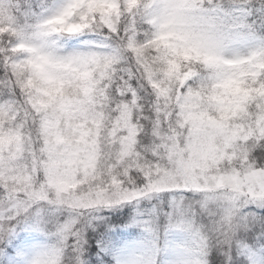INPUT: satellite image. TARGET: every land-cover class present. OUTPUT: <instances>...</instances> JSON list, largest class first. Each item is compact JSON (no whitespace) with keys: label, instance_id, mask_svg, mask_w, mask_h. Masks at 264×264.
Instances as JSON below:
<instances>
[{"label":"snow or ice","instance_id":"1","mask_svg":"<svg viewBox=\"0 0 264 264\" xmlns=\"http://www.w3.org/2000/svg\"><path fill=\"white\" fill-rule=\"evenodd\" d=\"M0 264H264V0H0Z\"/></svg>","mask_w":264,"mask_h":264}]
</instances>
